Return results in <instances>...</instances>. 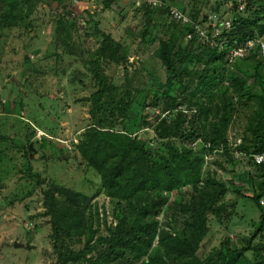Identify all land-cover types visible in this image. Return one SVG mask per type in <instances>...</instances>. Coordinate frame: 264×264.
<instances>
[{"label":"rangeland","instance_id":"1","mask_svg":"<svg viewBox=\"0 0 264 264\" xmlns=\"http://www.w3.org/2000/svg\"><path fill=\"white\" fill-rule=\"evenodd\" d=\"M255 1L254 8L248 10L250 13L264 4V0ZM144 2L148 0H0V14L12 3H19L18 21L0 24V133L9 138L0 143V264L56 263L50 216L37 215L45 210L44 190L55 187L59 199L61 189L79 193L72 195L83 197L86 216H92L94 228H99L96 237L106 235L107 229L123 216L124 204L118 205L116 198L105 193L100 173L87 164L78 148L81 134L92 125L91 96L98 87L89 61L91 52L102 43L101 34L112 37L114 47H118L123 57L102 62L114 88L113 97L131 90L128 114L136 118L124 122L120 115H111L108 122L111 128L127 132L130 126L134 135L153 141L154 147L159 141L154 127L158 123L156 116H170L168 111L161 112L159 105H153L154 101L160 104L163 99L173 97L182 102L180 109L188 113V118L200 103L212 108L210 115H217L220 100L209 104L205 99L193 97L191 102L194 105L199 102L198 107L191 105L192 109H184L188 108L186 99L191 96L193 86L188 77L180 81L166 67L161 57L162 43L174 44L178 49L183 42L194 44L196 40L205 44L201 37L209 33L213 21L222 20L223 16L232 18L234 8L242 16L247 14L245 0H162V5L150 4L154 11L148 16L142 8ZM171 7L191 18L190 23L197 24L200 33L189 37L185 23L172 16ZM231 33L232 30L226 36ZM171 55L173 62L181 65L179 56ZM226 56L229 64L223 70L225 86L229 88L226 97L232 99L235 108L227 132L228 145L237 157L230 166V157L222 147L206 142L211 146L207 149L205 172L212 168V161H220L223 168L220 166L217 173L230 180L234 190L229 199L226 194L224 201L233 204L239 193L245 198L232 208L238 215L230 227L227 218L215 221L211 217L210 231L201 242L199 255L205 258L213 250L219 251L226 237L235 250L242 249L247 239H251V249L244 252L238 264H264V229L257 231L260 225L264 228V207L254 198L263 177L243 144L249 142L246 128L250 120L254 122V113L260 107L255 94H264V61L259 55L257 60L247 58L239 62ZM186 62L194 69L201 68L191 58ZM232 75L246 80L245 87L233 83ZM169 85L167 97L163 91ZM199 121L210 127L214 119L202 117ZM169 141L178 148L189 146L178 137ZM238 141L239 145L234 146ZM30 145L33 148L29 149ZM27 164L33 173L39 174L42 183L28 176ZM233 172L243 178L240 185L233 183L230 177ZM184 192H188V187L172 192L159 216L162 226L171 221L172 226L167 228L179 233L183 232L182 222L186 218L181 214ZM15 242L24 245L16 247ZM84 243L85 238L81 237L72 245L82 247ZM135 260L127 255L113 264H140L141 260Z\"/></svg>","mask_w":264,"mask_h":264},{"label":"trees","instance_id":"2","mask_svg":"<svg viewBox=\"0 0 264 264\" xmlns=\"http://www.w3.org/2000/svg\"><path fill=\"white\" fill-rule=\"evenodd\" d=\"M245 3V16H242L238 8H234L236 13L232 17L234 27L229 43L233 40L242 42L255 35L264 34V4L250 13L248 10L254 8L257 2L245 0ZM18 4L12 3L7 11L0 14V24L11 25L18 21ZM142 8L146 16L153 14L154 7L149 2H144ZM185 29L193 33L190 25H185ZM101 36L102 43L91 52L92 60L89 61L98 87L91 96L92 125L81 134L78 148L87 164L100 173L101 186L105 193L116 198L118 205L124 204L123 216L115 226L107 229L106 235L99 234L96 237L99 228H94L92 216H86L87 205L82 201L83 197L72 195L79 193L61 189L58 190L61 195L59 199L54 191L55 187L44 190L42 201L45 210L37 215L50 216L55 264H113L124 260L127 255H131L135 261L141 260L140 264H238L244 252L251 249V239H247L242 249L235 250L231 249L230 239L226 237L222 240V249L213 250L205 258L199 255L201 242L210 231L211 217L215 221L225 220L232 205L224 201L228 193L225 177L220 176L217 173L219 171L213 168L205 172L208 149L206 142L221 146L230 157V166L234 165L236 158L229 148L227 135L235 111L232 99L226 97L229 88L225 86L226 73L223 70L229 65L227 52H221L209 43L196 40L194 44L181 43L179 49L174 44L162 43L161 57L166 67L180 81L188 77L193 86L191 96L186 99L189 102L188 108L184 109H192L191 105H198L199 102L192 104L193 97L196 100L205 99L209 104L216 100L220 102L216 105L217 115H210L212 108L200 103L199 108L194 111L195 114L188 118V113L180 109L182 102L167 95L169 85L163 94L170 99H163L160 104L153 102V105H159L161 112L165 110L170 113L167 118L161 117V114L156 116L158 123L154 127L159 141L153 147V141L138 138L130 126L127 132H122L108 125L111 115H120L124 122L136 118L128 114L133 97L131 90L117 98L113 97L114 88L102 62L106 59L116 61L123 57L119 55L118 47H114V41L109 34L104 33ZM172 53L179 56L181 65L173 62ZM190 58L201 68L189 67L190 63L186 60L190 61ZM247 58L257 60L258 52L236 62ZM260 66L259 61L256 68L259 70ZM232 76L233 83L240 86L239 88L245 87L246 80ZM255 96L260 107L254 113V122L250 120L246 128L250 134L249 142L243 143L249 149L250 155L264 151V94ZM171 112L175 114L172 115ZM202 117L214 119L210 127L201 125L199 119ZM176 137L189 146L178 148L173 145L169 139ZM8 139V136L0 133V143ZM212 162L218 168H223L220 161ZM256 165L263 177L259 192L254 196L259 204V197L264 190V164ZM26 166L28 176L35 177L42 183L39 174L32 172L31 165ZM186 187L188 192H184L181 205V214L186 218L182 222L183 232L179 233L167 228L172 226L171 221L162 226L159 216L170 194L177 190L183 191ZM263 229V225H260L257 231ZM81 237L85 238L84 246L72 245ZM94 251L100 255L93 256Z\"/></svg>","mask_w":264,"mask_h":264},{"label":"built area","instance_id":"3","mask_svg":"<svg viewBox=\"0 0 264 264\" xmlns=\"http://www.w3.org/2000/svg\"><path fill=\"white\" fill-rule=\"evenodd\" d=\"M149 4H153L156 6L162 5L164 2L162 0H148ZM244 6L241 5L240 9H243ZM170 12L174 18H176L181 23H185V25H190L193 28V33L189 32V37H192L195 33H200L198 30L197 24L190 23L191 18H189L185 13L180 11L175 7L170 8ZM233 21L232 18L222 17V20L213 21L209 27V33L203 35L201 38L205 40V42L214 47H219L221 49H225L227 54L229 55L230 60L236 61L238 59L246 58L250 54L257 49L258 55L264 61V34L263 35H255L252 38H248L245 41L238 42V40H233L232 43H229V37H227V33H230L233 30ZM188 34V33H187ZM240 141L233 143L234 146H238ZM211 146V143L207 145V148ZM251 158L256 164H264V151L252 153ZM259 205L264 207V190L262 191L259 197Z\"/></svg>","mask_w":264,"mask_h":264},{"label":"crops","instance_id":"4","mask_svg":"<svg viewBox=\"0 0 264 264\" xmlns=\"http://www.w3.org/2000/svg\"><path fill=\"white\" fill-rule=\"evenodd\" d=\"M237 154V153H236ZM235 154V155H236ZM236 157H237V155H236ZM239 163H240V161H239ZM218 165H213V169L214 170H218V171H221L220 169H218V167H217ZM231 179H234V181H233V183H237L238 185H240V183H242L241 182V179H243L242 177H240L239 176V174H237L236 172H233L232 174H231ZM226 178V177H225ZM224 178V180L226 181V183H227V186H228V193H227V196H226V199H229L230 198V195H233L232 194V192H234V190L231 188V186H230V184H229V181L228 180H226ZM233 190V191H232ZM240 194V193H239ZM239 194L237 195V197H236V199L233 201V204H232V206H231V212L229 213V216H228V218H227V221L229 220V227H230V225H231V222L233 221L234 222V218H236V215H238V212L236 211V210H234V209H232L234 206L235 207H237V205H238V203L242 200V199H244L245 198V196L243 195V197H241V196H239ZM234 202H235V204H234ZM229 211V210H228Z\"/></svg>","mask_w":264,"mask_h":264},{"label":"water","instance_id":"5","mask_svg":"<svg viewBox=\"0 0 264 264\" xmlns=\"http://www.w3.org/2000/svg\"><path fill=\"white\" fill-rule=\"evenodd\" d=\"M31 146V148H33V146L32 145H30ZM24 244L23 243H20V242H15L14 243V246H16V247H21V246H23Z\"/></svg>","mask_w":264,"mask_h":264}]
</instances>
